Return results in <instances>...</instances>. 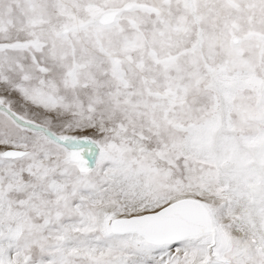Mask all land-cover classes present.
Segmentation results:
<instances>
[{
    "label": "snow or ice",
    "instance_id": "snow-or-ice-1",
    "mask_svg": "<svg viewBox=\"0 0 264 264\" xmlns=\"http://www.w3.org/2000/svg\"><path fill=\"white\" fill-rule=\"evenodd\" d=\"M0 264H264V0H0Z\"/></svg>",
    "mask_w": 264,
    "mask_h": 264
}]
</instances>
